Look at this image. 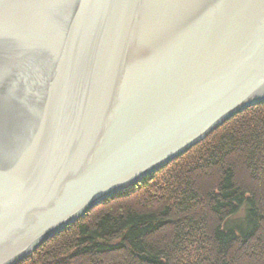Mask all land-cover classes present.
I'll use <instances>...</instances> for the list:
<instances>
[{
    "label": "water",
    "instance_id": "1",
    "mask_svg": "<svg viewBox=\"0 0 264 264\" xmlns=\"http://www.w3.org/2000/svg\"><path fill=\"white\" fill-rule=\"evenodd\" d=\"M264 103V0H0V264Z\"/></svg>",
    "mask_w": 264,
    "mask_h": 264
},
{
    "label": "trees",
    "instance_id": "2",
    "mask_svg": "<svg viewBox=\"0 0 264 264\" xmlns=\"http://www.w3.org/2000/svg\"><path fill=\"white\" fill-rule=\"evenodd\" d=\"M18 264H264V104L89 210Z\"/></svg>",
    "mask_w": 264,
    "mask_h": 264
},
{
    "label": "bare ground",
    "instance_id": "3",
    "mask_svg": "<svg viewBox=\"0 0 264 264\" xmlns=\"http://www.w3.org/2000/svg\"><path fill=\"white\" fill-rule=\"evenodd\" d=\"M263 104H264V103H259V104H256L255 106H251V107H249V108H246V109H244V110L238 112L236 115H238V114H240V113H243L244 111H246V110H248V109H250V108H252V107H256V106H258V105H263ZM236 115H235V116H236ZM235 116H233V117H235ZM233 117H232V118H233ZM232 118H230V119H232ZM230 119H229V120H230ZM229 120H228V121H229ZM226 122H227V121H226ZM222 126H223V125H222ZM214 131H215V130H214ZM214 131H213V132H214ZM195 146H196V145H195ZM191 148H193V147H191ZM191 148H190V149H191ZM190 149H189V150H190ZM189 150H188V151H189ZM184 154H185V153H184ZM184 154H183V155H184ZM100 204H101V203H100ZM100 204H99V205H100ZM97 206H98V205H97ZM95 207H96V206H95ZM95 207H94V208H95ZM92 209H93V208H92ZM62 231H63V230H62ZM62 231H61V232H62Z\"/></svg>",
    "mask_w": 264,
    "mask_h": 264
},
{
    "label": "rangeland",
    "instance_id": "4",
    "mask_svg": "<svg viewBox=\"0 0 264 264\" xmlns=\"http://www.w3.org/2000/svg\"><path fill=\"white\" fill-rule=\"evenodd\" d=\"M136 185V184H135ZM134 186V185H133ZM124 191V190H123Z\"/></svg>",
    "mask_w": 264,
    "mask_h": 264
}]
</instances>
